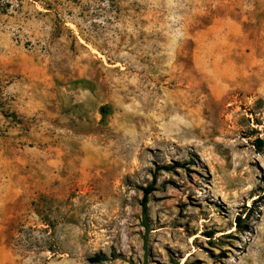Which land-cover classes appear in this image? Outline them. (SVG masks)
<instances>
[{
	"label": "rangeland",
	"instance_id": "1",
	"mask_svg": "<svg viewBox=\"0 0 264 264\" xmlns=\"http://www.w3.org/2000/svg\"><path fill=\"white\" fill-rule=\"evenodd\" d=\"M0 264H264V0H0Z\"/></svg>",
	"mask_w": 264,
	"mask_h": 264
},
{
	"label": "trees",
	"instance_id": "2",
	"mask_svg": "<svg viewBox=\"0 0 264 264\" xmlns=\"http://www.w3.org/2000/svg\"><path fill=\"white\" fill-rule=\"evenodd\" d=\"M172 168L171 167H165L163 170L171 171ZM152 192H153V187L152 186H150V187H148L147 189L144 190V197H143V202H142V207H143L144 213L147 212V209H148V198H149V195ZM92 262L99 263V262H101V259L100 258H95V259H92Z\"/></svg>",
	"mask_w": 264,
	"mask_h": 264
}]
</instances>
